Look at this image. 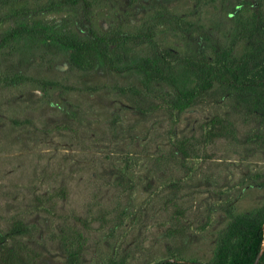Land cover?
<instances>
[{
    "label": "rangeland",
    "instance_id": "obj_1",
    "mask_svg": "<svg viewBox=\"0 0 264 264\" xmlns=\"http://www.w3.org/2000/svg\"><path fill=\"white\" fill-rule=\"evenodd\" d=\"M72 1L0 0L4 249L14 264L214 261L232 218L264 206V117L251 90L178 112L195 74L147 80L136 64L162 48L249 53L240 34L264 0ZM24 28L102 39L110 70L100 53L78 69L69 46ZM216 118L229 130L207 137Z\"/></svg>",
    "mask_w": 264,
    "mask_h": 264
},
{
    "label": "trees",
    "instance_id": "obj_2",
    "mask_svg": "<svg viewBox=\"0 0 264 264\" xmlns=\"http://www.w3.org/2000/svg\"><path fill=\"white\" fill-rule=\"evenodd\" d=\"M78 0H73L76 2ZM257 16L253 27H244L240 37L246 39L251 51L240 57L232 50H220L215 57L207 54L180 55L175 51L162 48L155 50L150 56L141 58L136 68L147 80H172L179 64H184L196 76L194 88L172 96V107L182 112L191 106L198 105L205 99L216 100L231 94L233 90L240 91V98L250 101L249 90L256 97L255 110L264 117V20ZM89 29V28H88ZM25 34L40 33L51 39H56L71 49L70 63L81 70H91L96 66L97 54L100 53L109 69L111 61L109 52L102 47V39H81L71 35L57 36L40 32L38 29L24 28ZM17 31L12 33L16 36ZM152 36V33L139 35V42ZM106 39V38H105ZM110 70V69H109ZM124 93L134 91L122 88ZM136 94V93H135ZM138 100V99H136ZM227 124L223 119L216 118L210 122L207 137H223L227 134ZM187 154L185 145L179 148ZM16 231H22L23 226L16 224ZM5 237L0 235V264H14L13 253L4 249ZM264 244V206L253 215H236L229 223L222 245L212 262H186L164 260L156 264H254ZM72 260L75 254H70Z\"/></svg>",
    "mask_w": 264,
    "mask_h": 264
}]
</instances>
